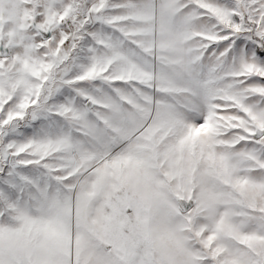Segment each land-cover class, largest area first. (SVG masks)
Wrapping results in <instances>:
<instances>
[{"label": "snow or ice", "instance_id": "1", "mask_svg": "<svg viewBox=\"0 0 264 264\" xmlns=\"http://www.w3.org/2000/svg\"><path fill=\"white\" fill-rule=\"evenodd\" d=\"M0 264H264V0H0Z\"/></svg>", "mask_w": 264, "mask_h": 264}]
</instances>
